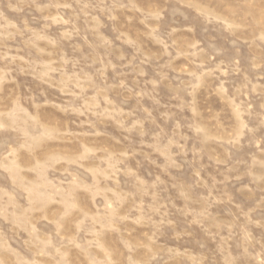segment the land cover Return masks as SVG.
I'll use <instances>...</instances> for the list:
<instances>
[{
    "label": "rangeland",
    "instance_id": "rangeland-1",
    "mask_svg": "<svg viewBox=\"0 0 264 264\" xmlns=\"http://www.w3.org/2000/svg\"><path fill=\"white\" fill-rule=\"evenodd\" d=\"M0 264H264V0H0Z\"/></svg>",
    "mask_w": 264,
    "mask_h": 264
}]
</instances>
